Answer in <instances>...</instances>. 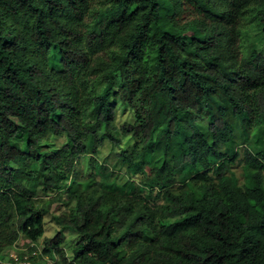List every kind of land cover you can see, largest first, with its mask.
Masks as SVG:
<instances>
[{
    "label": "trees",
    "instance_id": "16d2710c",
    "mask_svg": "<svg viewBox=\"0 0 264 264\" xmlns=\"http://www.w3.org/2000/svg\"><path fill=\"white\" fill-rule=\"evenodd\" d=\"M255 28L264 0H0V256L264 264Z\"/></svg>",
    "mask_w": 264,
    "mask_h": 264
},
{
    "label": "rangeland",
    "instance_id": "374dc122",
    "mask_svg": "<svg viewBox=\"0 0 264 264\" xmlns=\"http://www.w3.org/2000/svg\"><path fill=\"white\" fill-rule=\"evenodd\" d=\"M249 44L252 47L258 49L259 51H264V32L261 28H255L251 31ZM129 115H130L129 111H123L122 109H120L119 117H118L119 125H121L125 120L130 119ZM119 132L121 134V130ZM62 139L63 138L58 139L57 144L62 142L63 141ZM108 146H111V144L107 143L105 146V149ZM81 161H82L83 165L84 164L86 165L87 162L89 161V156H87V155L82 156ZM83 165H81V169H82ZM85 171L88 172V169H86ZM236 171L238 172V175L240 176L241 182H243L244 178H243L241 166L236 167ZM55 207L57 208V205H55ZM55 209H54V212H55ZM59 211L60 210H57L56 213ZM54 212L52 211L49 214H47V216H46V223H47L46 224L47 225L46 226V230H47L46 234L47 235H54L60 227L54 220V217H53ZM77 240H79V236L76 233H74V234L71 232L68 233V231H67V234L65 236L64 246L66 247L68 254L70 256L72 255V252H73L72 246L75 244V241H77ZM11 249H12V247L8 248L7 251H5L4 255L8 254ZM8 263H9L8 257L6 256V257L2 258V255H1L0 256V264H8Z\"/></svg>",
    "mask_w": 264,
    "mask_h": 264
},
{
    "label": "built area",
    "instance_id": "2783aa9c",
    "mask_svg": "<svg viewBox=\"0 0 264 264\" xmlns=\"http://www.w3.org/2000/svg\"><path fill=\"white\" fill-rule=\"evenodd\" d=\"M40 253H42L41 247L40 249H34L30 252L28 246L22 244V242L20 244H15L9 251V255L12 257V264H63L58 257H53L48 254H43V257H45L48 262L34 263L33 256Z\"/></svg>",
    "mask_w": 264,
    "mask_h": 264
}]
</instances>
